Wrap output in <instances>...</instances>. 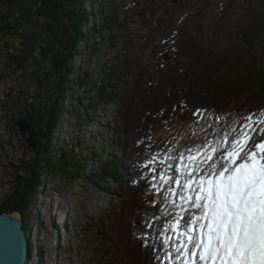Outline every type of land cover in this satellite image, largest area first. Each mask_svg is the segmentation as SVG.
I'll use <instances>...</instances> for the list:
<instances>
[{
  "label": "rangeland",
  "instance_id": "rangeland-1",
  "mask_svg": "<svg viewBox=\"0 0 264 264\" xmlns=\"http://www.w3.org/2000/svg\"><path fill=\"white\" fill-rule=\"evenodd\" d=\"M182 1H186L187 7L179 9L174 18L167 19V22L162 24L160 23L161 14L164 13L162 2L169 5L173 4V0H86L84 3L83 8L88 14L85 29L92 33L95 27L98 35L96 37L91 35L90 39L92 38L91 41L98 44L102 41L103 44L93 58L91 47H85L82 44L81 54L74 63L70 92L65 102L66 112L59 117L51 155L44 156L41 153L38 156L42 182L31 199L30 208L22 214L24 227L30 235L31 242L29 264H120L121 259H124L125 264L134 257L135 242H139L136 243L138 251L152 244L156 246L159 253L156 264H164V261L169 262V260L172 264L176 261V247L180 241L173 238L171 242L163 243V237L158 239L156 235H153L146 245L141 238L147 231L142 221L150 218L154 223L164 224L167 219H170L168 214L174 215L179 208L172 205L169 200L170 194L166 191L168 184L159 177L154 183L159 185L163 198L157 197V203L150 204L149 201L153 197L146 195L149 185L144 175H154L152 168L163 173L165 170L161 168L164 167L162 163L165 157H175L176 153L201 144L205 139L219 142L225 132L234 135L232 129L239 131V125L243 123L242 117L248 116L249 113L259 114L261 110H264V107L258 105L242 113L233 114V108L238 109L243 105L242 99L256 101L263 97L261 93H254L246 98L239 96L240 101L235 105V102L230 105L228 98L221 97L220 107L227 105L228 107L220 112L201 105L189 109L191 106L189 107L184 100L180 99L178 93L168 101L169 94L155 96V90L152 92V83L162 77L165 66L169 62L174 61L175 64H179L183 73L192 71V64L187 57L183 55L172 57L167 49L169 47L172 51H176L177 43L181 40L184 42L183 28L185 26H189L191 39L198 33L196 31L198 21L193 20L191 14L197 13L203 2L202 0H191V2L180 0L179 2ZM226 3L227 0H212L208 16L204 21L206 24L204 32L202 35L199 34V42L208 44V48L234 55L230 57L232 59L240 60V55L237 56L239 53L246 55L249 52L248 55L252 60L244 57L240 63L233 61L230 65L234 69L240 64L241 74L244 75L243 72H246L256 77V72L248 71L256 69L264 73L262 49L264 47V17L251 25L246 17V6H235V9L229 11L233 16L231 23L222 29L216 26V22L220 19L222 7ZM155 10L157 12L153 14L152 11ZM0 12H3L2 8ZM108 14H115L122 25L114 24L112 21L111 29L99 31V26ZM38 22L43 30L51 26V21L45 17H40ZM53 31L56 29L51 26L49 33L53 35ZM251 32L257 35L254 44L247 42L250 41ZM49 36L51 38V35ZM43 38L44 35L41 37L39 48L31 39L23 37L0 39V73L2 75L0 92L7 94L5 100L8 104L15 100L21 105L33 104L37 108L43 105L44 86L40 84L41 77L44 75L42 49L45 42ZM235 50L238 51L235 53ZM230 51L232 52L229 53ZM9 55L20 56L22 59L28 58L30 65L24 70L16 71V64L10 65ZM38 63L41 65H37ZM119 65H121L119 68L121 71L125 66H131L137 72L140 68L145 72V77L138 80L145 89L141 90L142 99L132 100V96L135 97L137 91H133L128 84L131 81V77H128L123 78L120 83L119 91L123 102H120L118 98L116 103L112 104L95 102L98 86L103 82L107 83V74L112 72L113 67L118 68ZM103 70L107 72L106 75ZM85 71H90L91 76L87 83L80 84L78 78ZM253 80L250 81L253 82ZM90 100L95 103L88 109L92 103V101L89 103ZM208 100L212 103L213 99L209 96ZM169 101L176 103L173 108L167 106ZM2 102L1 100L0 106ZM154 103L158 105L155 107ZM94 105L97 107L94 108ZM8 106L10 108L7 112L0 107V136L1 139L6 140V145L14 148L16 154L15 152L12 154V162L0 154V182L3 179L10 180L7 196H11L16 186L12 163L17 165L20 159L24 158L28 161L33 158V153L28 150L33 148L29 145L30 133L23 134L17 126V122L21 121L19 118L22 108L14 109V105ZM201 109L206 111L201 113L200 119H197L193 113ZM136 114L135 122L128 119ZM122 128L127 130L125 134L129 138L128 142L125 139L126 135L121 133ZM35 140L33 138L32 141L35 143ZM123 141L128 147L127 157L122 152ZM1 142L4 141L0 140V147ZM64 150H71L82 160L81 177L71 179L66 176L67 167L62 161ZM18 152H21L22 157ZM119 158L120 168L123 165L125 169L123 180L134 183L143 182L141 183L142 194L149 199L147 202H142L143 204L133 206L132 209L124 208L121 199L123 193L120 191L121 187L118 189L117 183L110 181L100 183L91 179L100 166L112 162L113 159L119 161ZM125 158L128 160H124ZM152 158H155L154 163L145 168L144 165L148 164ZM48 159L52 164L51 173L45 166ZM164 163H167L168 169V162ZM177 169H179L178 163ZM176 175L178 178L181 177L178 170ZM172 199L176 200L177 204L180 203L178 197H172ZM123 217L128 219V223H122ZM124 231L130 235V242L124 240ZM118 237L126 242L123 256L115 248ZM171 256L174 261L171 260Z\"/></svg>",
  "mask_w": 264,
  "mask_h": 264
},
{
  "label": "trees",
  "instance_id": "trees-1",
  "mask_svg": "<svg viewBox=\"0 0 264 264\" xmlns=\"http://www.w3.org/2000/svg\"><path fill=\"white\" fill-rule=\"evenodd\" d=\"M85 2L86 0H0V8L3 9V12H0V39L23 37L31 39L39 48L41 47V37L44 35L43 39L45 42L43 44L44 48L42 49L44 75L40 80V84L44 86L43 105L41 108H37L33 104L30 106L25 103L21 105V103L15 102V100L10 104L11 106L14 105V109L19 107L22 108V110H20L21 116L19 119L30 123L34 132L33 138L36 139V149L28 148V150L33 153V158L30 160L27 161L23 158L20 159L17 165L12 164V168L15 171L14 180L16 181V186L13 194L0 205V214L12 212L24 214L30 208L31 199L36 194L42 182L38 156L41 153L44 154V156L51 155L55 130L60 120L59 117L66 112L65 102L70 92L74 63L78 55L81 54L80 48L83 46L82 44H84L85 47H91L90 51H92L93 58L97 51L100 50L101 44H103L102 41L98 44L95 41H91L92 38L90 39L91 35L93 37L98 35V31L95 27H93L92 33H89V31L85 29L88 20V14L83 8ZM202 2L203 4L198 12L191 14V18L193 20L197 19L198 21L196 28L198 33L195 34L196 37L191 39L190 37L192 35L189 33V26H185L183 28L184 42L181 40L177 43L178 48L176 51H172L171 48L167 47L172 57H182L181 55L187 57L192 64V71H190V73H183L180 70L179 64H175L174 61L169 62V64L165 66L166 69L162 77L152 83V92L155 90V96H167L169 94L168 97L170 98H167V101L171 100V98L178 93L179 98L184 100L189 107L191 106L189 109L201 105L219 112L228 107V105L220 107V101H222L221 97L228 98L230 101L229 104L232 105L235 102V105L240 101L239 96L246 98L247 96H252L254 93H261L263 97L256 101H246L242 99L243 105L238 107V109L233 108V113H242L252 108V106L259 105L264 107V73L259 70L256 71L255 69L254 71L250 70L248 72H256V77L246 72H243V75L241 74L242 70L240 64L234 69L230 65L233 61L240 63L241 59L244 57H248L252 60L248 55L250 53L248 52L246 55L239 53L237 56L240 55V60L238 58L232 59L230 57L234 55H228V52L222 50L208 48V44L204 45V43L201 44L199 42V34L202 35L204 32L206 25L204 21L208 16L209 6L212 0H202ZM169 5L162 2L161 6L164 13L161 14V24L167 22V19L174 18L179 9L187 7L186 1L179 2L178 4L171 3ZM161 6L159 5V7ZM235 6H246V17L251 25L256 24L258 19H263L264 17V0H227L226 5L222 7L220 19L216 22L217 27H222V29H224L227 27L228 23H231V17L233 16L229 11L235 9ZM153 12L155 13L157 10L152 11V13ZM40 17L48 18L51 21V26H54L56 29V31H53V35L49 33L51 31V26H48L44 30L41 28L38 22ZM112 21H114V24L118 23V25H122V23H119L118 17L115 14H108L98 30L108 31L111 29ZM252 33L253 32L249 35L250 41L247 42L254 44L257 35ZM49 35H51V38ZM262 49L264 51V47ZM237 51L235 50V53ZM231 52L232 51L229 53ZM9 61L11 63H9L10 65L16 64V69L14 68L16 71L18 69L24 70L30 65L28 58L22 59L20 56L9 55ZM37 65L41 64L38 63ZM120 67L121 65H119L118 68L117 66L113 67L110 74H107V72L103 70L104 75H108L106 79L107 83L103 82L98 86L95 102L99 101L101 104H112L116 103V98H118L120 102H123L124 100L121 98L119 88L122 79L128 77H131V81L128 82V84L133 91H137L136 96H132V100L142 99L141 90L143 87L140 82L138 83V80L145 77V72L140 70L141 68L139 72H137L131 66H125L121 71L119 70ZM90 76V71H85L82 76L78 78L80 84L87 83ZM0 78H2V75ZM251 79H254L253 82L250 81ZM144 90L143 88V91ZM209 96L213 99L211 101L212 103L208 100ZM176 98L178 97L176 96ZM157 99L159 100V98ZM77 100L81 101L80 99ZM91 101L92 100H90L89 103H91ZM95 102L92 101L88 109L91 108ZM157 103H154L155 107L158 105ZM175 104L169 101L167 106L173 108ZM95 107H97V105H94V108ZM128 111L130 113L131 107L130 109L128 108ZM128 119L135 122L137 114L133 115L132 118L128 117ZM16 122L17 121H15V123ZM121 130V133L126 135L125 139L126 142H128L129 138L127 134H125L127 132L126 128L125 130L123 128ZM126 142L123 141L124 147L122 152L123 155L127 157L128 147L126 146ZM124 160H126V158ZM62 161H64L67 167L66 172L68 174L66 176H69L71 179L81 177L80 174L83 170V165L78 155L74 154L71 150H64ZM117 163L120 164L117 165ZM120 165V158L119 161L113 159L112 162L100 166L91 179L100 183L103 181L117 183L118 189L121 187L120 191L123 193L121 199L125 209H132L133 206L136 207L139 203L143 204L142 202H147L149 199L143 196L141 183L135 184L134 182L123 180L125 169L123 165L120 168ZM45 166L51 173L52 164L49 159ZM122 220V223H128L126 217H123ZM123 234L125 236L124 240H129L128 242H130V235H128L126 231H124ZM124 240L118 237V240L115 242V248L122 256L124 254V244L126 243ZM136 243L137 242H135L133 246L134 257L125 264H155V255L151 250L138 251L137 244L139 242ZM128 252L129 251H127V253ZM128 255L130 256L129 253ZM120 261V264H124V259Z\"/></svg>",
  "mask_w": 264,
  "mask_h": 264
},
{
  "label": "snow or ice",
  "instance_id": "snow-or-ice-1",
  "mask_svg": "<svg viewBox=\"0 0 264 264\" xmlns=\"http://www.w3.org/2000/svg\"><path fill=\"white\" fill-rule=\"evenodd\" d=\"M204 111L193 115L200 119ZM242 120L239 131L232 129L234 135L225 132L219 142L205 139L165 157L169 167L163 173L152 168L154 175H144L146 195L153 197L150 204L163 198L154 183L159 177L168 184L172 205L179 208L164 224L142 221L146 245L153 235L163 237V243L175 238L180 241L175 258L179 264H264V110Z\"/></svg>",
  "mask_w": 264,
  "mask_h": 264
},
{
  "label": "water",
  "instance_id": "water-1",
  "mask_svg": "<svg viewBox=\"0 0 264 264\" xmlns=\"http://www.w3.org/2000/svg\"><path fill=\"white\" fill-rule=\"evenodd\" d=\"M180 0H173L177 3ZM23 134L30 133L29 145L36 149L33 129L25 120L17 122ZM24 227V219L19 212L0 214V264H29L30 238Z\"/></svg>",
  "mask_w": 264,
  "mask_h": 264
},
{
  "label": "built area",
  "instance_id": "built-area-1",
  "mask_svg": "<svg viewBox=\"0 0 264 264\" xmlns=\"http://www.w3.org/2000/svg\"><path fill=\"white\" fill-rule=\"evenodd\" d=\"M0 76H1V73H0ZM0 83H2V78H0ZM7 96L6 93L4 92H0V101L2 100L3 102L1 103V106L3 111L5 110L6 112L9 110V106L10 104H8L5 100V97ZM2 97V98H1ZM3 138V137H2ZM0 140H3L4 142L2 143L1 142V147H0V154L1 156H4V158H8L10 162L13 161V156L12 154L15 152L16 154V151L14 150V148H12L11 146H8L6 145V140L5 139H1V136H0ZM18 154H20V157H22V154L21 152H18ZM14 163V162H13ZM12 163V164H13ZM12 181V180H11ZM10 189V180L9 179H3L1 180L0 182V205L6 201V199L10 196H7L8 195V190ZM7 196V197H6Z\"/></svg>",
  "mask_w": 264,
  "mask_h": 264
},
{
  "label": "bare ground",
  "instance_id": "bare-ground-1",
  "mask_svg": "<svg viewBox=\"0 0 264 264\" xmlns=\"http://www.w3.org/2000/svg\"><path fill=\"white\" fill-rule=\"evenodd\" d=\"M162 166H164V167H162L161 170H162V169H164V170L167 169V163L165 164V163L163 162V163H162ZM158 169H159V168H158ZM161 170H160V171H161ZM170 176H171V174H169V177H170ZM176 176H177V175H176ZM180 179H182V177H180ZM182 180H183V179H182ZM30 243H31V242H30ZM172 260H173V257H172ZM169 261H170V260H169ZM175 262H176L175 264H179V262H178L177 260H176Z\"/></svg>",
  "mask_w": 264,
  "mask_h": 264
}]
</instances>
